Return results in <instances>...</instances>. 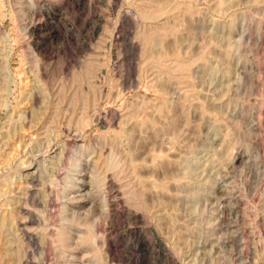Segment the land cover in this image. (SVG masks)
I'll use <instances>...</instances> for the list:
<instances>
[{
	"label": "rangeland",
	"instance_id": "rangeland-1",
	"mask_svg": "<svg viewBox=\"0 0 264 264\" xmlns=\"http://www.w3.org/2000/svg\"><path fill=\"white\" fill-rule=\"evenodd\" d=\"M0 264H264V0H0Z\"/></svg>",
	"mask_w": 264,
	"mask_h": 264
},
{
	"label": "bare ground",
	"instance_id": "bare-ground-1",
	"mask_svg": "<svg viewBox=\"0 0 264 264\" xmlns=\"http://www.w3.org/2000/svg\"><path fill=\"white\" fill-rule=\"evenodd\" d=\"M163 249V248H162Z\"/></svg>",
	"mask_w": 264,
	"mask_h": 264
}]
</instances>
